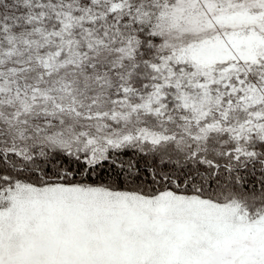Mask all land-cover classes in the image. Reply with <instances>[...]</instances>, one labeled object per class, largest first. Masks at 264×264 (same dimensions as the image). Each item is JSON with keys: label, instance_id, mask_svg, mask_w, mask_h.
I'll use <instances>...</instances> for the list:
<instances>
[{"label": "snow or ice", "instance_id": "1", "mask_svg": "<svg viewBox=\"0 0 264 264\" xmlns=\"http://www.w3.org/2000/svg\"><path fill=\"white\" fill-rule=\"evenodd\" d=\"M0 264H264V0H0Z\"/></svg>", "mask_w": 264, "mask_h": 264}]
</instances>
